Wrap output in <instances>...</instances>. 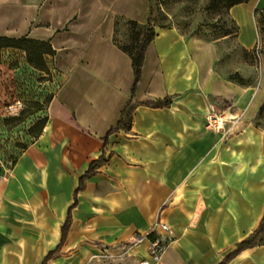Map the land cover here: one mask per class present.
I'll return each instance as SVG.
<instances>
[{
    "label": "crops",
    "instance_id": "1",
    "mask_svg": "<svg viewBox=\"0 0 264 264\" xmlns=\"http://www.w3.org/2000/svg\"><path fill=\"white\" fill-rule=\"evenodd\" d=\"M261 10L264 0L229 10L246 50L258 44ZM150 11V0H0V36L50 40L55 50L43 80L21 50L11 52L14 67L0 63L13 69L16 91V72L29 68L52 94L47 102L35 99L44 106L22 123L8 127L0 116L10 143L8 157L0 156V264H44L52 251L46 264H82L89 251L102 252L100 245L121 244L116 264H221L264 218V129L247 122L228 131L264 100V84L211 85L202 74L210 48L161 28L132 97V58L114 41L116 20L146 24ZM162 100L169 104L145 103ZM214 100L227 114L223 130L209 126ZM126 107L130 125L109 134L104 147ZM43 113L48 119L36 132L31 127ZM160 222L172 239L156 263L146 235L161 232ZM137 233L144 239L129 244ZM225 264H264V243Z\"/></svg>",
    "mask_w": 264,
    "mask_h": 264
},
{
    "label": "rangeland",
    "instance_id": "2",
    "mask_svg": "<svg viewBox=\"0 0 264 264\" xmlns=\"http://www.w3.org/2000/svg\"><path fill=\"white\" fill-rule=\"evenodd\" d=\"M231 2L232 0H150V5L155 3L154 10L150 13L154 16L156 32L161 28H174L188 40L200 44V49L210 48L213 57L211 59L203 57L205 65L202 66V74L211 85L223 84L232 90L236 87L262 86L264 84V11H259L256 16L258 44L254 49L246 50L238 41L239 27L229 12ZM116 22L115 40L120 44L128 43L131 27L127 19L118 17ZM12 70L0 65V116L10 117L8 127L24 121L39 109L35 104L18 100ZM17 101L20 104H17ZM221 101L214 100L218 103V108L216 114L211 115V118H216L219 123L218 117L221 116L220 109L223 107ZM129 113L131 114V109ZM126 119H130V115ZM237 119H240V124L229 129V132L240 130L247 122L264 129V100H259L256 107L249 110L248 115L242 112ZM226 121L222 125L216 124L211 127L223 130ZM36 128L38 129L35 131L38 132L39 127ZM4 139L5 137H0L1 157H4L6 143ZM256 242L264 243V231L259 234ZM100 248L102 252L95 256L89 251L82 264L119 262L117 256L119 249L123 248L122 244L100 245ZM81 256L80 252L75 260H79Z\"/></svg>",
    "mask_w": 264,
    "mask_h": 264
},
{
    "label": "trees",
    "instance_id": "3",
    "mask_svg": "<svg viewBox=\"0 0 264 264\" xmlns=\"http://www.w3.org/2000/svg\"><path fill=\"white\" fill-rule=\"evenodd\" d=\"M247 1L249 0H232L230 4V8L236 4L247 2ZM154 5L155 3H152L150 5L151 11L154 10ZM153 17H154L153 14L150 13L146 24H141L136 20H127L128 24L131 27L130 38H129L128 43L120 44L114 38V41L120 46V48L124 50L125 52H127L132 58V63H133V68H134V73H135V79H134V83L132 86V97L135 95L137 85L139 84L142 78L147 47L158 33V31L157 32L155 31V24H154ZM16 50H21L25 52L26 60L28 64H30V66L40 71V74H41L40 78L42 80L44 79V76H42V73H47L51 75L49 57L55 54V50L50 40H40V39L28 37V36H21V37H10L6 35L0 36V63L5 59L10 62L12 58L15 56V55H12L11 52L15 53ZM6 52H9L8 55H5ZM16 64H18V60H12L10 62L11 67H14ZM31 72L32 70L29 68L25 70L21 69L19 72L18 71L16 72V75H15L16 77L15 81H16V87H17L16 93L21 100L25 101L26 103L30 102L32 104L37 105L40 110L42 109L41 107L44 105L39 104V102L35 101V99L42 97L44 98V100H46L45 102H47L50 100L52 94H49V93L46 94L45 91H43V89L40 88V84L37 82V76L36 75L30 76ZM130 103H131V100H130ZM145 103L149 105L153 104L156 107H158V106L169 104V100H162V101L153 102V103L151 102H145ZM128 115H130V119L127 120L126 118ZM41 116L42 117H40V119L37 120L34 126L31 127V129L38 126L39 131L42 130L48 117L46 113H43ZM4 121L7 124L10 121V117H5ZM130 122H131V114L129 113V110L126 107L122 110V117L120 118L118 125L116 127L112 126L108 130L105 136L104 147L107 146L109 134H111L114 131H117L120 127H122V125L124 126L127 124L130 125ZM4 134L6 133L5 132L2 133V131H0V137L1 136L5 137L4 141L6 143H5L3 154H4V158H7L8 154L5 151H6L7 145H9L10 143L8 142V137L6 136L7 134L6 135ZM19 144L24 145V147H26V144H22V143H19ZM19 153L20 151H18L14 156H12L14 160L16 159ZM103 159H104V153L97 160L93 161L90 164L86 173L81 177L79 189L83 187L85 178L89 177L97 170V168L101 165V162L103 161ZM70 221H71V214L69 212L67 220L62 228V232H63L62 242L64 241L66 233L69 229ZM263 231H264V218L262 219L258 228L255 229L254 232H252L248 237L244 238L241 242H239L236 249L230 252L221 264H225L227 260L231 259L233 256H235L236 254H238L244 249L252 248L257 245L262 244L261 242L257 243L256 239L259 236V234L262 233ZM150 235L151 233L148 234V237ZM53 253L54 252L52 251L46 256L44 264H46L47 260L53 255Z\"/></svg>",
    "mask_w": 264,
    "mask_h": 264
},
{
    "label": "built area",
    "instance_id": "4",
    "mask_svg": "<svg viewBox=\"0 0 264 264\" xmlns=\"http://www.w3.org/2000/svg\"><path fill=\"white\" fill-rule=\"evenodd\" d=\"M17 104H20V102L17 101ZM216 124L220 125V123L216 120V118L214 119L211 118L209 126L216 125ZM4 177L5 175L0 173V180H2ZM160 225L164 229H169L168 224L164 222H160ZM150 233L151 235L149 237H148L149 233L146 235V237L150 239V246L148 247V251L152 259L154 260V262L158 263L162 259L164 251L167 245L169 244L170 240L172 239V236L170 234L165 235L159 232L157 228H154V230H152ZM143 239H144V236L140 233H137L130 238L129 244H132V245L138 244ZM123 248L125 249L126 245L123 246ZM141 263L142 264H152L149 260H143Z\"/></svg>",
    "mask_w": 264,
    "mask_h": 264
},
{
    "label": "bare ground",
    "instance_id": "5",
    "mask_svg": "<svg viewBox=\"0 0 264 264\" xmlns=\"http://www.w3.org/2000/svg\"><path fill=\"white\" fill-rule=\"evenodd\" d=\"M218 119L220 120V124L222 125L225 122L226 116H222V117L219 116ZM159 228L163 234H165V235L170 234L169 229H164V228H162V226H160Z\"/></svg>",
    "mask_w": 264,
    "mask_h": 264
}]
</instances>
